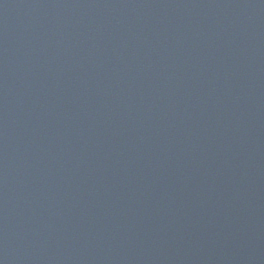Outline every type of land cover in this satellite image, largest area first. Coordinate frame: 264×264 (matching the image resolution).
<instances>
[{
    "label": "water",
    "instance_id": "water-1",
    "mask_svg": "<svg viewBox=\"0 0 264 264\" xmlns=\"http://www.w3.org/2000/svg\"><path fill=\"white\" fill-rule=\"evenodd\" d=\"M0 264H264V0H0Z\"/></svg>",
    "mask_w": 264,
    "mask_h": 264
}]
</instances>
